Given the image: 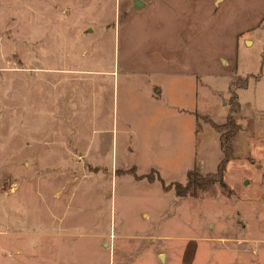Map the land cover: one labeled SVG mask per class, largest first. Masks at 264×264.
<instances>
[{
	"label": "rangeland",
	"instance_id": "1",
	"mask_svg": "<svg viewBox=\"0 0 264 264\" xmlns=\"http://www.w3.org/2000/svg\"><path fill=\"white\" fill-rule=\"evenodd\" d=\"M223 75L264 115V0H0V264H264V154L183 189Z\"/></svg>",
	"mask_w": 264,
	"mask_h": 264
},
{
	"label": "crops",
	"instance_id": "2",
	"mask_svg": "<svg viewBox=\"0 0 264 264\" xmlns=\"http://www.w3.org/2000/svg\"><path fill=\"white\" fill-rule=\"evenodd\" d=\"M193 79L198 82V88L192 85L193 106L187 109L180 108L176 115L189 117V132L193 138L192 149L194 150L192 156L188 158L185 177L187 171L193 168L204 177L215 173L223 158L219 147V132L210 123L216 126H222L225 123L226 104L225 101L220 100V95L231 93L229 91L230 82L229 78L224 75L221 78L223 82L219 86H211L202 82L197 76ZM247 88L233 87L231 89L238 102L237 116L241 126L230 138L233 159L227 162L228 165L248 159L250 156L264 154V148H261L264 142V115H255L257 109L241 101V94L247 91ZM159 92L160 90L156 92L157 95ZM203 115L207 116L208 122L201 119Z\"/></svg>",
	"mask_w": 264,
	"mask_h": 264
},
{
	"label": "trees",
	"instance_id": "3",
	"mask_svg": "<svg viewBox=\"0 0 264 264\" xmlns=\"http://www.w3.org/2000/svg\"><path fill=\"white\" fill-rule=\"evenodd\" d=\"M229 99L232 102L229 101L228 106H227V110L225 113L226 123L223 124L222 126H216L213 123H210L211 126L217 132H219V147L223 155L222 160L217 166L216 172L212 174H207L204 177H202L197 173L195 168L187 171L183 189H190V192L193 193L194 191V189H192L193 187L201 188L204 185H207V184L209 185L211 183H218V184L223 183L221 176H222V171L224 170V165L229 160L232 159L230 138L238 130V126L234 123L233 118L231 117V115L237 112L238 110V102L234 94H231V97ZM174 186H175V193L177 195H181L182 189L180 188L182 187L177 183H174Z\"/></svg>",
	"mask_w": 264,
	"mask_h": 264
}]
</instances>
